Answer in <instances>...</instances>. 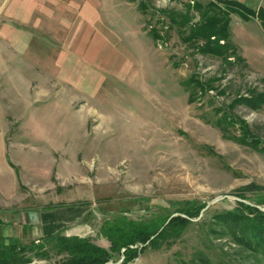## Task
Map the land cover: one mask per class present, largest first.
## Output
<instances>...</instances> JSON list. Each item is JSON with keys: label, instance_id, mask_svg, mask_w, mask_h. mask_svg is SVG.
Here are the masks:
<instances>
[{"label": "rangeland", "instance_id": "rangeland-1", "mask_svg": "<svg viewBox=\"0 0 264 264\" xmlns=\"http://www.w3.org/2000/svg\"><path fill=\"white\" fill-rule=\"evenodd\" d=\"M190 1L209 0H0V179L13 190L0 187V234L29 245L59 221L108 247V220L204 205L170 247L125 264H264L214 222L264 185V101L235 104L264 94V31L233 14L228 63L189 38ZM243 123L263 142L239 141ZM37 251L29 263L58 258Z\"/></svg>", "mask_w": 264, "mask_h": 264}, {"label": "trees", "instance_id": "trees-1", "mask_svg": "<svg viewBox=\"0 0 264 264\" xmlns=\"http://www.w3.org/2000/svg\"><path fill=\"white\" fill-rule=\"evenodd\" d=\"M187 11L194 10L200 20L188 30L189 38L195 40L197 50H203L221 58L237 57L235 46L231 43L229 26L233 14L248 21L256 18L264 31V7H251L238 0H209L205 3H186ZM181 19V18H180ZM223 40V43H220ZM201 43V45H199ZM264 101V94H252L250 97H238L236 103L257 106ZM226 119L234 123L230 116ZM244 134L239 141L251 143L263 142L247 132L246 124H242ZM264 146V145H263ZM241 192L235 199L236 205L231 209L214 214L216 225L232 232L235 244L242 249L255 253L259 252L264 259V185L252 183L240 188ZM194 206L181 209L182 214L168 217L160 222H124L108 220L103 225V236L107 239L108 247L100 246L86 237L48 233L29 245L8 240L0 234V264H27L32 259L27 256L32 250H44L57 256L53 264H125L133 261L141 252L150 248L158 250L170 247L183 232L198 218L200 208ZM202 218V217H201ZM199 218V219H201ZM8 240V241H7ZM122 262L119 260L122 258ZM202 262L209 264L208 256H202ZM51 264V263H50ZM224 264V263H221Z\"/></svg>", "mask_w": 264, "mask_h": 264}, {"label": "crops", "instance_id": "crops-1", "mask_svg": "<svg viewBox=\"0 0 264 264\" xmlns=\"http://www.w3.org/2000/svg\"><path fill=\"white\" fill-rule=\"evenodd\" d=\"M238 1H241V2H243V3H245L243 0H238ZM190 2H194V1H190ZM249 3H250V0H249ZM249 3H245L246 5H248V6H251V7H253L254 6V8H257V7H259V6H261V7H264V5L262 4V0H253V4L252 5H249ZM4 148V139H2L1 137H0V152H1V150ZM0 161H1V163L3 162V157L2 156H0ZM2 174H0V176H1ZM4 181H5V177L3 178V179H0V184H1V188L3 189H0V191L2 190L5 194H9L11 191H13V190H11V191H9V188H7L8 187V185H6V184H4V186H2V183H4ZM12 193V192H11ZM57 211H59V210H57ZM45 212L44 211H42L41 213H39V218H40V220H38V223L40 224V221H41V219H43V216H45ZM52 215V214H51ZM50 215V216H51ZM62 215H64L63 213H58V214H55L54 216H56L57 218H59V219H63L64 217H62ZM56 217H54V218H56ZM53 218V219H54ZM61 223H63V222H61ZM46 224V223H45ZM61 226L62 224H60V222L58 221V222H56V223H53V224H49V225H43V226H41L42 228H41V230H45L46 231V229L48 230V232H46L45 234H41V236H43V235H46V234H48V233H55V232H57L58 231V229H56V226L58 227V226ZM38 228H40V225H38ZM54 228V230H52V229ZM6 228H4V230H5ZM44 233V232H43ZM38 234L40 235V232H38ZM2 235L4 236V237H7L6 235H8L7 233L6 234H3V232H2ZM14 234H12L11 235V237L13 236ZM65 235H69V234H65ZM40 236V237H41Z\"/></svg>", "mask_w": 264, "mask_h": 264}, {"label": "water", "instance_id": "water-1", "mask_svg": "<svg viewBox=\"0 0 264 264\" xmlns=\"http://www.w3.org/2000/svg\"><path fill=\"white\" fill-rule=\"evenodd\" d=\"M226 196L227 195H223L222 197H218V198L213 199L212 201H210V203H208L207 207L210 206L211 204L216 203L218 200H220V199H222V198H224ZM234 199H239V197H234ZM260 209L261 210H264V207H260ZM201 213H202V211H201ZM174 215H176V214H173L172 216H174ZM27 264H37V263H27Z\"/></svg>", "mask_w": 264, "mask_h": 264}]
</instances>
